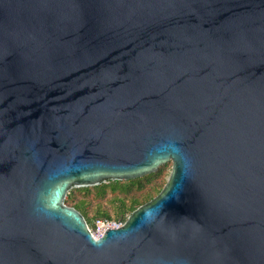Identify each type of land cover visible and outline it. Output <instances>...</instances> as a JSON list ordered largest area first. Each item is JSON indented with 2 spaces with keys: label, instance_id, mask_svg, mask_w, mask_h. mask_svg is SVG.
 I'll use <instances>...</instances> for the list:
<instances>
[{
  "label": "water",
  "instance_id": "1",
  "mask_svg": "<svg viewBox=\"0 0 264 264\" xmlns=\"http://www.w3.org/2000/svg\"><path fill=\"white\" fill-rule=\"evenodd\" d=\"M168 160L98 237L65 203ZM0 264H264V0H0Z\"/></svg>",
  "mask_w": 264,
  "mask_h": 264
},
{
  "label": "trees",
  "instance_id": "2",
  "mask_svg": "<svg viewBox=\"0 0 264 264\" xmlns=\"http://www.w3.org/2000/svg\"><path fill=\"white\" fill-rule=\"evenodd\" d=\"M165 175L166 165L161 164L156 171L141 177L128 180L109 179L95 186L71 188L65 201L79 210L88 223L93 224L97 218H111L108 211L99 209V203L107 198L108 194H111L110 201L114 205V213L123 216L139 206L141 196L147 200L157 194L165 184ZM90 211H93L91 217Z\"/></svg>",
  "mask_w": 264,
  "mask_h": 264
},
{
  "label": "rangeland",
  "instance_id": "3",
  "mask_svg": "<svg viewBox=\"0 0 264 264\" xmlns=\"http://www.w3.org/2000/svg\"><path fill=\"white\" fill-rule=\"evenodd\" d=\"M165 165H166V175H165V177H164V181L166 182V180H167V178H168V176H169V173H170V171H171V165H172V162H171V160H168L166 163H164ZM138 193V192H137ZM139 194V193H138ZM156 195V193L153 195V196H155ZM152 196V197H153ZM151 197V198H152ZM110 198H111V194H108V196H107V198H104V199H102L101 200V203H99V209L101 210V211H108L109 212V214H110V216H111V220H113V221H116L117 223H123L125 220H126V218L128 217V215L130 214H128V213H126L125 215H123V216H120V215H117V214H115L114 213V211H113V206L114 205H112V202L110 201ZM148 200H150V199H145L144 197H140V204L139 205H141V204H143L144 202H146V201H148ZM65 203H66V201H65ZM67 204V203H66ZM67 205H69V204H67ZM97 205V204H96ZM96 205L94 206V208L96 207ZM69 206H71V205H69ZM89 215H90V217L93 215V211H90L89 212ZM90 227H92V224L90 225Z\"/></svg>",
  "mask_w": 264,
  "mask_h": 264
},
{
  "label": "built area",
  "instance_id": "4",
  "mask_svg": "<svg viewBox=\"0 0 264 264\" xmlns=\"http://www.w3.org/2000/svg\"><path fill=\"white\" fill-rule=\"evenodd\" d=\"M122 225L111 219L97 218L94 220L92 227H88L93 236L98 237L103 234V230L106 228H116Z\"/></svg>",
  "mask_w": 264,
  "mask_h": 264
},
{
  "label": "flooded vegetation",
  "instance_id": "5",
  "mask_svg": "<svg viewBox=\"0 0 264 264\" xmlns=\"http://www.w3.org/2000/svg\"><path fill=\"white\" fill-rule=\"evenodd\" d=\"M87 225H88V227H90L91 224L87 222Z\"/></svg>",
  "mask_w": 264,
  "mask_h": 264
}]
</instances>
